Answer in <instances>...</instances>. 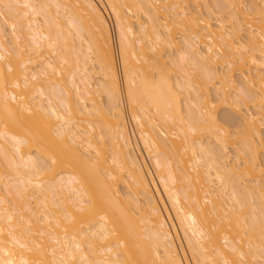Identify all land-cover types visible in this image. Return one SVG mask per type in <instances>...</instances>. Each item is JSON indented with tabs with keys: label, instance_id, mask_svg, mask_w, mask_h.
Instances as JSON below:
<instances>
[{
	"label": "bare ground",
	"instance_id": "obj_1",
	"mask_svg": "<svg viewBox=\"0 0 264 264\" xmlns=\"http://www.w3.org/2000/svg\"><path fill=\"white\" fill-rule=\"evenodd\" d=\"M103 2L0 0V264H264V0Z\"/></svg>",
	"mask_w": 264,
	"mask_h": 264
},
{
	"label": "rangeland",
	"instance_id": "obj_2",
	"mask_svg": "<svg viewBox=\"0 0 264 264\" xmlns=\"http://www.w3.org/2000/svg\"><path fill=\"white\" fill-rule=\"evenodd\" d=\"M97 4H98V6L100 7V6H104L105 7V3L103 2V0H94ZM207 1H210V0H206V3H207ZM102 4V5H101ZM198 4L200 5V7H201V9L203 8V5H204V3H203V0H199V2H198ZM5 11V10H4ZM109 15V14H108ZM4 17H5V19H8V18H10L9 17V15L7 14V13H5L4 12ZM106 18H108L107 20H108V22H109V26H110V32H111V47H112V54H113V59H114V65H115V68H116V61H115V54H114V45H116V38H115V34H114V25H113V22H112V19H111V17L110 16H107L106 15ZM7 39H9V37H8V35H7ZM8 41V40H7ZM116 48H117V45H116ZM117 52H118V48H117ZM119 58V57H118ZM116 70H117V68H116ZM174 70H176V69H174ZM153 73H155L154 72V70L152 71V75H154ZM174 73L176 74V71H174ZM173 72L171 73V74H174ZM118 76H119V78H120V82H121V73H118ZM173 76V75H172ZM122 86L124 87V84H122ZM123 87L121 88V89H123ZM180 96H181V98H184V97H182V96H184L183 95V93H180ZM123 98H124V95H123ZM124 110H123V112H124V119H125V125H127L126 127L127 128H129V130H131V128H132V126H133V122H132V120L130 119V115H128V111L130 110H128L127 108L129 107V105H128V103H127V105H126V103H124ZM180 106L181 107H183L182 106V103L180 104ZM221 110V111H220ZM219 112H218V117L219 118H221V116H222V118L221 119H223L224 117H226V119H223L224 121L225 120H228L226 123L227 124H230V122L231 123H234L235 121H236V115H234L231 111H229V109H227V108H220L219 110H218ZM230 112V113H228V112ZM227 112V113H226ZM224 113H226V114H224ZM232 114V115H231ZM223 115H225V116H223ZM234 115V116H233ZM227 116H229V117H227ZM232 118H233V120H232ZM235 118V119H234ZM235 120V121H234ZM229 122V123H228ZM226 124V125H227ZM229 125H227V128L232 132L233 130V124H231L229 127H228ZM262 132H264V131H262ZM131 133V142H134V143H131L132 144V149H133V151H134V153H136V154H142V156H143V158H144V161H145V163H146V165H148L147 167L148 168H150V161H149V159H148V157H146L147 155H145L146 153H145V151L143 150V148H142V146H141V144H140V142L137 140V137L135 136L136 134H135V132H130ZM264 136V135H263ZM136 143V144H135ZM135 146V147H134ZM138 150V151H137ZM137 151V152H136ZM140 151V153H138ZM2 188H4V187H1V189ZM120 188H123V186L122 185H120ZM122 190V189H121ZM166 206L168 207V209L170 210V207H169V205L166 203Z\"/></svg>",
	"mask_w": 264,
	"mask_h": 264
},
{
	"label": "built area",
	"instance_id": "obj_3",
	"mask_svg": "<svg viewBox=\"0 0 264 264\" xmlns=\"http://www.w3.org/2000/svg\"><path fill=\"white\" fill-rule=\"evenodd\" d=\"M114 54H115V61H116V68L118 73H121V66L119 63V58H118V52H117V48L116 45H114Z\"/></svg>",
	"mask_w": 264,
	"mask_h": 264
}]
</instances>
